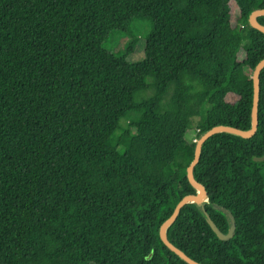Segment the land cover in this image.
Wrapping results in <instances>:
<instances>
[{
    "label": "trees",
    "instance_id": "obj_1",
    "mask_svg": "<svg viewBox=\"0 0 264 264\" xmlns=\"http://www.w3.org/2000/svg\"><path fill=\"white\" fill-rule=\"evenodd\" d=\"M257 10L264 0H0V264H187L160 230L198 193L187 169L201 137L252 128ZM140 19L146 42L104 48ZM260 79L257 133L204 144L194 175L209 203L167 231L200 264H264ZM208 216L225 235L233 220V238Z\"/></svg>",
    "mask_w": 264,
    "mask_h": 264
},
{
    "label": "water",
    "instance_id": "obj_2",
    "mask_svg": "<svg viewBox=\"0 0 264 264\" xmlns=\"http://www.w3.org/2000/svg\"><path fill=\"white\" fill-rule=\"evenodd\" d=\"M264 16V10H257L252 13L250 16V26L261 33L264 34V26L259 23L258 18ZM264 69V60H262L256 67L254 74H253V84H254V100H253V109H252V128L247 131H243L234 127L229 126H217L208 131L204 136L201 137V139L197 142L196 148H195V156L194 160L191 163V165L187 169V177L189 180V183L197 190V195H191L186 196L183 198L180 203L175 208V211L173 212L172 216L163 223L161 230H160V237L162 242L165 244L166 247H168L173 253H175L178 257H180L184 262L187 264H200L197 261L191 259L189 256H187L182 250L177 248L175 245H173L167 235L168 229L176 222L181 210L188 204L194 203L199 206L204 205L205 203H209V197L206 188L198 183L195 179V168L199 164L201 160V154L203 150L204 144L214 135L220 134V133H226L235 135L244 139H250L255 136V134L258 131L259 127V103H260V94H261V87L260 83V74L262 70ZM256 162H264L263 158H256ZM208 222L212 229L215 231V233L218 235V237L222 241H229L233 238L234 232L236 229V224L232 220V227L227 235L223 234L216 224L213 222V220L208 216Z\"/></svg>",
    "mask_w": 264,
    "mask_h": 264
},
{
    "label": "rangeland",
    "instance_id": "obj_3",
    "mask_svg": "<svg viewBox=\"0 0 264 264\" xmlns=\"http://www.w3.org/2000/svg\"><path fill=\"white\" fill-rule=\"evenodd\" d=\"M151 29V23L148 20H137L133 23L129 33L121 31L113 32L108 36L103 46L116 57H122L126 54L128 47L134 38L139 37L141 39L139 43L146 42V38ZM140 58H142V54L138 55L136 58L135 55H132L129 57V61L135 62L140 60ZM123 124L125 125L126 123Z\"/></svg>",
    "mask_w": 264,
    "mask_h": 264
}]
</instances>
